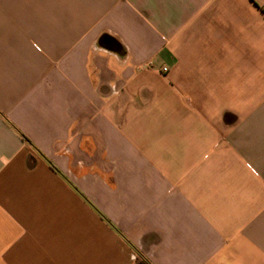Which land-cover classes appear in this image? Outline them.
<instances>
[{"label":"crops","instance_id":"crops-1","mask_svg":"<svg viewBox=\"0 0 264 264\" xmlns=\"http://www.w3.org/2000/svg\"><path fill=\"white\" fill-rule=\"evenodd\" d=\"M138 252L264 264V0H0V264Z\"/></svg>","mask_w":264,"mask_h":264},{"label":"trees","instance_id":"trees-1","mask_svg":"<svg viewBox=\"0 0 264 264\" xmlns=\"http://www.w3.org/2000/svg\"><path fill=\"white\" fill-rule=\"evenodd\" d=\"M110 41H111L112 46H110L109 48L111 50L118 51V49L120 48V45L112 39ZM135 264H151V263L141 253L138 252Z\"/></svg>","mask_w":264,"mask_h":264},{"label":"built area","instance_id":"built-area-1","mask_svg":"<svg viewBox=\"0 0 264 264\" xmlns=\"http://www.w3.org/2000/svg\"><path fill=\"white\" fill-rule=\"evenodd\" d=\"M149 66H150V67H153V65H149ZM162 71H163V72H166L167 69H166V68H163Z\"/></svg>","mask_w":264,"mask_h":264}]
</instances>
